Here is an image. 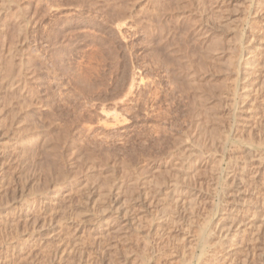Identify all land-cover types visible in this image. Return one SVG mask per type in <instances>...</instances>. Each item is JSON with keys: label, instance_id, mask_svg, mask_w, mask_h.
<instances>
[{"label": "rangeland", "instance_id": "374dc122", "mask_svg": "<svg viewBox=\"0 0 264 264\" xmlns=\"http://www.w3.org/2000/svg\"><path fill=\"white\" fill-rule=\"evenodd\" d=\"M1 1V67L10 53L35 64L21 96L0 88V264H264V70L248 67L254 47L264 48V0H62L53 13V0ZM89 5L101 9L90 6L96 23L103 11L110 23L91 34L76 20L66 29L86 44L75 60L64 51L51 62L52 19L83 17L74 9ZM251 33L263 40L249 42ZM202 125L229 129L227 142L211 148ZM188 146H202L199 170L181 182L184 207L173 213L165 192L143 189H162ZM235 163L247 165L244 181ZM235 173L238 187L225 180ZM251 206L261 213L239 226L240 249L204 244L223 213Z\"/></svg>", "mask_w": 264, "mask_h": 264}, {"label": "bare ground", "instance_id": "6f19581e", "mask_svg": "<svg viewBox=\"0 0 264 264\" xmlns=\"http://www.w3.org/2000/svg\"><path fill=\"white\" fill-rule=\"evenodd\" d=\"M160 1V0H155V2L156 3H158V2ZM2 3L1 4H3V2L6 4V2H5V0L4 1H1ZM5 4H3V5H5ZM7 4H8V2H7ZM63 5H65V2H63L62 0H53V1H51V2H49L48 4H47V7H48V10L51 12V13H53V12H55L56 10H60L61 9V7L63 6ZM163 5H167L166 4V2L163 4ZM6 6V5H5ZM90 6H92V7H94L95 9H96V11H98V10H101V9H97L94 5H89V7L88 8H83V7H80V6H76L75 7V11H77L79 14L81 13V14H83L84 13V16L82 17V16H77L76 14H71V15H69V16H65V15H59V17H57V18H54V19H52V23H51V26H50V29H49V36H48V38L50 39V42H51V45H52V47L50 46V48L51 49H49V58H50V60H51V62H57V61H61V60H64V56L66 55L67 56V58H68V60L69 61H71V60H75L74 58H76L77 56H75L80 50H81V48H82V46H83V44H81L82 42H84L85 44H86V42H87V38H85L84 37V39H77L76 40V38L79 36L78 35V33H77V29L78 28H76V29H74L75 31L72 33V31H70V30H68V29H66L67 28V26H70V25H72L74 22H76V20H78L79 22L81 21V27H83V26H86V25H89V26H91L90 27V31H92L91 32V34H94V32H93V28H100L101 29V31H103V28H104V25L106 24V25H108L109 23H110V21H111V18L108 16V12H106V11H103V12H101L100 14V17H101V19H102V24L100 23V24H98V23H96L94 20H93V15H94V13H93V15L91 14V9H90ZM1 7H3L2 5H1ZM153 7L154 6H152V8H147V10L148 11H151V13L154 11V14L155 15H157V17L158 16H160L159 15V13L161 14V11H159V10H153ZM168 7V6H167ZM166 7V8H167ZM258 9L256 8V13L257 12H261L262 11V9H264V6L261 4V3H258ZM166 8H163V10L164 9H166ZM169 8V7H168ZM167 8V9H168ZM150 9H152V10H150ZM82 11H83V13H82ZM164 12V11H163ZM61 13V11L59 12V14ZM260 15V14H259ZM72 17H76L75 19L74 18H72ZM18 23H20V22H18ZM90 23V24H89ZM104 24V25H103ZM117 26H118V28H119V26H120V24H119V22H117ZM18 27V29H17V35H18V37L19 38H22V37H24L23 35H25V27H24V24H23V22H22V24H19V26H17ZM238 29V28H237ZM252 30H253V33H255V31H254V29L252 28ZM252 30H250L251 32H252ZM237 31V30H236ZM235 31V33H238V31H239V29H238V31L236 32ZM249 32V31H248ZM257 32H259V31H257ZM239 33H241L240 31H239ZM239 33L237 34V36H235L234 38V40L235 41H237L236 40V38L238 37V40H239ZM262 33V32H261ZM264 33V32H263ZM247 34V33H246ZM249 34V33H248ZM260 34V33H259ZM258 33H257V35H259ZM234 35H236V34H234ZM243 35L244 34H242V40H243ZM86 36H87V34H86ZM245 36V35H244ZM247 36V35H246ZM261 36V35H260ZM246 39H248V38H250V39H248V41L249 42H251V41H254V38H255V36L251 33L250 35H249V37H245ZM244 38V39H245ZM23 39V38H22ZM241 39V38H240ZM245 39V40H246ZM256 39V38H255ZM94 43H95V40H96V36H94L92 39H91ZM256 40H258V41H261V40H263V38H258V39H256ZM238 42V41H237ZM236 42V43H237ZM239 42H240V40H239ZM243 42V41H242ZM248 42V43H249ZM244 43H245V41H244ZM243 43V44H244ZM241 44V43H240ZM251 44V43H250ZM237 47V46H236ZM238 47L239 48H237V49H239L240 50V46L238 45ZM70 49V50H69ZM236 49V50H237ZM253 49V48H252ZM64 51H67L66 52V54L64 55L63 54V52ZM238 51V50H237ZM239 52V51H238ZM237 52V53H238ZM253 52H256L255 54H253L252 56H253V58L252 59H249V60H251L250 61V63L248 64V67H249V73L250 74H254L255 76H256V74H258L257 76H259V73H260V71L261 70H264V48H261L260 46H255L254 47V49H253ZM65 53V52H64ZM81 54L82 53H80V56H81ZM236 54V53H235ZM252 54V53H251ZM26 54H22V55H19V57H18V62L16 63L15 61H14V58H13V56H12V54L10 53V57H9V60H8V62H7V66H6V68L5 67H1V65H0V88L2 87V86H5L6 88H8V89H11V93H18L19 94V96H21V93H22V91L24 90V89H26L27 90V80L32 76V74H33V63L35 64V62H32V60L34 61V59L33 58H31V57H27V55L25 56ZM84 55V54H83ZM83 55L81 56V57H83ZM237 55V54H236ZM65 56V57H66ZM235 56V55H234ZM237 57H238V55H237ZM30 58V59H29ZM66 58V59H67ZM88 60H91L92 58L94 59V55L93 54H91V55H89L88 57ZM235 58H236V56H235ZM32 59V60H31ZM65 59V60H66ZM67 60V61H68ZM246 61V60H245ZM50 62V61H49ZM65 62V61H64ZM72 62H74L75 63V61H72ZM61 63V62H60ZM71 63V62H70ZM248 63V62H247ZM65 64V63H64ZM67 64H69V63H67ZM234 64V63H233ZM246 64V63H245ZM57 65V67H58V64H56ZM61 65H62V63H61ZM60 64H59V66H61ZM76 65V64H75ZM79 63H78V67H79ZM81 65H82V63H81ZM63 66V65H62ZM62 66H61V70H62ZM70 67V66H69ZM73 67V66H72ZM74 67H77V66H74ZM60 68V67H59ZM80 68H82V67H80ZM84 68V67H83ZM60 70V69H59ZM80 70H82V69H80ZM245 71V70H244ZM251 71V72H250ZM61 72V71H60ZM245 73V72H244ZM248 73V74H249ZM262 73H263V71H262ZM4 74V75H3ZM62 74V73H61ZM246 74V73H245ZM2 75H3V79H2ZM34 75V74H33ZM253 75V76H254ZM248 76V75H247ZM250 77H252L251 75H250ZM135 78V77H134ZM137 78V77H136ZM133 79V78H132ZM258 79V78H257ZM141 80L142 79H138V82H139V84L137 83V85H140L141 84ZM259 80V79H258ZM134 83H135V81L134 80H132L131 81V84H130V87H129V89H128V91H127V93H128V95L129 96H133L134 95V93H136V95H137V91L135 92L134 90H136V89H134V87L136 86V85H134ZM143 83V82H142ZM146 87V86H145ZM144 87V88H145ZM135 88H137V87H135ZM139 88V87H138ZM143 89V88H142ZM145 91V90H144ZM251 90H250V88H249V92H250ZM149 92H150V89H149ZM127 93H126V95H127ZM144 93V92H143ZM151 93V92H150ZM139 94V93H138ZM156 94H158V93H156ZM249 94V93H248ZM125 95V97H127ZM140 95V97L142 98V93L141 94H139ZM250 95V94H249ZM255 95V94H254ZM13 96L14 95H12L11 97H7V103L8 104H10V102H11V100L13 99ZM131 96V97H132ZM129 98V99H127V100H125L126 102L128 101V100H133V101H136V98L135 99H132V98ZM248 97V96H247ZM250 97V96H249ZM248 97V98H249ZM154 98H156V97H154ZM153 98V99H154ZM158 99V98H157ZM253 99V98H252ZM251 99V100H252ZM156 100V99H155ZM251 100H250V102H251ZM130 102V101H129ZM255 102V101H254ZM253 102V103H254ZM134 103H136L135 105H137V103H138V101L137 102H134ZM21 105H22V103H20L19 102V100L17 101V105L16 106H19V107H21ZM134 105V106H135ZM133 106V105H132ZM137 107V106H136ZM203 111L205 112V114H206V117L208 118L209 117V119L208 120H210V119H214V121L213 120H210V121H213L214 123H215V118H216V116L214 115L215 113V111H214V106H208V105H205V106H203ZM215 117V118H214ZM212 123V122H211ZM210 123V124H211ZM203 126V125H202ZM216 129H210V127H209V129L206 127V126H203L202 127V129L200 130L201 132H200V134L201 135H203L204 134V136L205 135H207L208 136V138L206 139V140H209V142H210V146H211V148L213 147L212 145L214 144V142H216L215 140H220L221 139V142H222V144H224L225 142H227L226 140H227V135H228V130L226 131V130H224L223 131V133H224V135L222 134V131L221 132H219L218 131V129L217 128H220V127H218V126H216L215 127ZM226 128V127H225ZM231 131V130H230ZM229 131V132H230ZM225 133H227V135H225ZM222 135H223V138H222ZM199 142V141H198ZM204 142H206L205 140H204ZM208 142V141H207ZM204 144V145H203ZM202 144V146H205V143H203ZM192 146V145H191ZM191 146H188L183 152H185L184 154L185 155H183V157L176 163V165L174 166V168H172V172L170 173V175H169V177H168V179H166V180H168V181H166L167 183L164 185V184H162V185H164V187L162 186V189L161 188H159L160 186H158V187H156V184L155 185H152L151 183L149 184V183H147V186L143 189V190H148V191H150L151 193L152 192H155L156 191V193L157 194H161V193H164L165 192V203H164V207L166 208V209H168V210H172V212H173V210L176 208V209H180V208H183L184 207V198H183V194H184V190H185V188L184 187H186V186H184V185H182L181 184V182L182 181H184L185 179H187V178H189V177H191L193 174H195L199 169H198V165H199V159H198V157H201L202 155H199V154H201L202 153V146L200 147V149L201 150H199V151H196V150H193L194 148H192ZM197 146V145H196ZM200 146V145H199ZM222 146V145H221ZM224 146V145H223ZM191 147V148H190ZM194 147V146H193ZM208 147V146H207ZM197 148H199L198 146H197ZM206 148V147H205ZM214 148V147H213ZM224 148V147H223ZM196 149V148H195ZM204 149V148H203ZM182 152V153H183ZM201 152V153H200ZM200 160H202V159H200ZM260 165V164H259ZM239 166V168H241L240 169V171L238 172L239 173V176H240V173H242V175H244L243 174V172H244V170H245V168H246V164L245 163H243L242 164V166L241 165H238L237 163H235L234 164V169H236L237 170V167ZM248 168V167H247ZM255 168H257V167H255ZM258 169H259V167H258ZM258 169H256V170H254V169H252V170H254V171H252L251 169V177L252 176H256V174L258 173ZM243 171V172H242ZM237 173V172H236ZM234 174V175H230V176H228V174L226 175V177H225V180H228V181H230V183L231 184H235V187H238V184L239 183H237L236 182V177H237V174ZM250 173V172H249ZM250 177V178H251ZM240 178L243 180V177L242 176H240ZM138 178L135 176L134 178H133V176H131L130 177V184H131V187L128 189V196L130 197V198H132L133 196H134V192H135V189H136V185H138L137 183H138ZM191 180H193V179H191ZM164 181V182H165ZM244 181V180H243ZM168 182H170V185H168ZM252 182V181H251ZM163 183V182H162ZM249 183V182H248ZM149 185V186H148ZM184 188V189H183ZM164 189V190H163ZM166 190V191H165ZM184 196H185V194H184ZM183 200V201H182ZM180 201V202H179ZM261 201H264V195H263V198H261ZM40 203V202H39ZM43 205H45L44 203L41 205V207L43 208H45V206H43ZM257 207V206H256ZM264 207V206H263ZM222 209L223 208H221V211H222ZM258 207L257 208H255V207H253V206H251V207H247V208H245V210H243V212H242V214H238V213H236L234 216H232V215H227L226 214V212H225V210L223 211V212H225V213H223L224 214V217H222V219L221 218H218V219H220L219 221L217 220V222H218V224L219 225H217V228H216V230L213 232V233H211V234H209V237L207 238V240L205 241V243L204 244H206L207 246L209 245H212V247H221V249H222V247H226V246H228V243L230 244L229 246H231L232 247V245L234 244H236V245H238V249H240L241 248V244H239L238 242H239V240L237 241V239H235L236 237H239L238 236V231L240 230V228H239V226H241V225H245L244 224V220H245V218L246 219H249V217H251L252 219L258 214V213H261V212H259L258 210ZM261 210V209H260ZM174 213V212H173ZM262 213H264V208H263V212ZM190 214V213H189ZM193 214V213H192ZM226 215V216H225ZM170 217H173L172 216V214H171V216ZM172 220H173V218H171ZM253 221L251 220V221H248V224L247 225H249V224H251V226L250 227H248V229H251L254 225H253V223H252ZM236 227V228H235ZM241 231H245V229H243V230H241ZM251 231H253V230H251ZM249 233V232H248ZM249 236H250V234H248ZM248 238V237H247ZM250 239H251V237H250ZM240 240H242V238H240ZM241 243L243 242V240L242 241H240ZM245 242V241H244ZM238 243V244H237ZM204 244H202V246L204 245ZM227 244V245H226ZM204 247V246H203ZM202 247V248H203ZM240 247V248H239ZM211 249V248H210ZM208 250V249H207ZM212 250V249H211ZM214 250V249H213ZM212 250V251H213ZM206 251V250H205ZM212 251H211V254H212ZM216 251V250H215ZM206 254V253H205ZM210 254V255H211ZM215 254H219V253H215ZM202 255V254H201ZM204 255V254H203ZM208 255V253L206 254V256ZM209 255V256H210ZM214 255V254H213ZM205 256V255H204ZM208 257V256H207ZM207 257L205 258V259H207ZM218 257V256H217ZM200 259V258H199ZM209 259H210V257H209ZM218 259V258H217ZM204 260V259H203ZM203 260H201V262L200 263H202V261ZM208 260V259H207ZM207 260H205V262H208ZM214 260V259H213ZM216 260V259H215ZM204 262V263H205ZM213 262H215V261H213ZM213 262H210V264L212 263V264H214ZM216 262H218L217 260H216ZM216 262H215V264H216ZM200 263H198V264H200ZM224 263V262H223ZM222 263V264H223ZM203 264V263H202ZM218 264V263H217Z\"/></svg>", "mask_w": 264, "mask_h": 264}]
</instances>
